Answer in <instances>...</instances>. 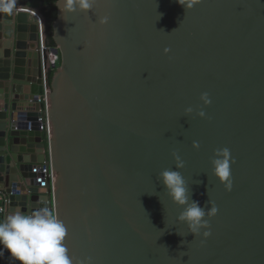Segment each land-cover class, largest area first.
<instances>
[{"label":"water","instance_id":"obj_1","mask_svg":"<svg viewBox=\"0 0 264 264\" xmlns=\"http://www.w3.org/2000/svg\"><path fill=\"white\" fill-rule=\"evenodd\" d=\"M178 2L96 0L87 12L68 13L56 0L48 138L36 101L44 18L40 42L28 14L36 8L16 1L0 10L5 216L51 205L75 261L264 264V0ZM225 147L231 191L210 169L213 150ZM173 152L191 199L218 209L205 217L207 238L187 233L177 220L182 209L157 181L174 169ZM39 164L55 173L52 189Z\"/></svg>","mask_w":264,"mask_h":264},{"label":"clouds","instance_id":"obj_2","mask_svg":"<svg viewBox=\"0 0 264 264\" xmlns=\"http://www.w3.org/2000/svg\"><path fill=\"white\" fill-rule=\"evenodd\" d=\"M15 2L16 0H6L0 10L12 11ZM192 2L194 3L195 0ZM95 3L96 0H65L63 11L87 12ZM178 3L185 8L182 0ZM191 6V3L187 5L188 8ZM108 20V15H104L99 18V23L103 25ZM167 51L165 49V52ZM199 99L204 107L211 103L207 92L201 93ZM184 112L187 116L193 112V108L187 107ZM196 114L201 118L206 116L202 109ZM192 147L198 149L199 142L193 141ZM172 156L174 169L166 168L160 171L157 181L163 185L171 202L182 209L177 220L186 226L187 233H191L194 237L207 238L211 234L208 230L210 227L208 219L215 215L218 209L210 200L207 202L208 207L205 208L200 206L198 201L191 199L186 181L178 171L184 167V163L176 152H173ZM232 162L233 158L228 148L213 150L210 159L211 175L223 185L226 191L232 190L230 168ZM66 235V225L49 208L37 209L30 214L14 211L0 220V248L6 249L17 264H93L91 257L74 260L65 243Z\"/></svg>","mask_w":264,"mask_h":264},{"label":"built area","instance_id":"obj_3","mask_svg":"<svg viewBox=\"0 0 264 264\" xmlns=\"http://www.w3.org/2000/svg\"><path fill=\"white\" fill-rule=\"evenodd\" d=\"M28 14L30 15V19L36 24L37 27V33L39 41L42 42L43 39V19L40 15V12L36 10H28ZM32 17V18H31ZM45 37V33H44ZM41 44V43H40ZM55 46H49V45H40V49L46 51V58L41 57V72H42V83H41V90L36 96V101L39 103L38 111L41 114V117L38 119L40 123V129L45 132L46 138L49 136V124L47 121V109H48V93L50 91L49 86L46 83V76L45 73L48 74L49 70H54L55 67L59 63V56L58 54L53 53V48ZM48 77V76H47ZM40 166L41 171L44 174V178L48 179L49 185L51 189L53 188V182L55 178V173L52 171L50 166L43 167V164L36 165V167ZM0 195H2L3 204L0 206V212L5 215L6 213V204L8 202L7 197L3 194V192L0 190ZM49 209L53 212V208L50 205ZM7 252L6 249L0 248V254L3 256Z\"/></svg>","mask_w":264,"mask_h":264},{"label":"trees","instance_id":"obj_4","mask_svg":"<svg viewBox=\"0 0 264 264\" xmlns=\"http://www.w3.org/2000/svg\"><path fill=\"white\" fill-rule=\"evenodd\" d=\"M18 3H24L30 7L36 8L44 18L45 44L55 46L52 38V23L56 17V0H16ZM54 70L48 71V80L51 79ZM44 138H46L43 131Z\"/></svg>","mask_w":264,"mask_h":264},{"label":"crops","instance_id":"obj_5","mask_svg":"<svg viewBox=\"0 0 264 264\" xmlns=\"http://www.w3.org/2000/svg\"><path fill=\"white\" fill-rule=\"evenodd\" d=\"M29 18H30V15H29ZM2 21L3 20L0 18V43L5 42L6 40L4 37L5 30H4V25ZM1 49H2V45L0 46V51ZM2 202H3L2 195H0V206L3 204ZM4 217L5 215L0 212V220H2ZM0 264H17V261L12 256H10L8 252H6V254L3 256L0 254Z\"/></svg>","mask_w":264,"mask_h":264}]
</instances>
